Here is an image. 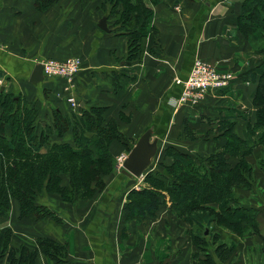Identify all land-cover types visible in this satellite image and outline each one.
Returning a JSON list of instances; mask_svg holds the SVG:
<instances>
[{"label":"crops","instance_id":"1","mask_svg":"<svg viewBox=\"0 0 264 264\" xmlns=\"http://www.w3.org/2000/svg\"><path fill=\"white\" fill-rule=\"evenodd\" d=\"M242 2L158 0L152 6L144 52L138 61L130 62L128 38L115 33L117 27L108 17L110 7H103L102 0L86 4L55 0L42 10L33 0H0V94L12 95L33 109L41 127L53 121L54 111L73 122L74 116L99 107L107 109L108 119H118L120 114L131 118V123L122 127L130 140L136 142L149 128L162 139L170 133L176 121L173 117H182L171 109L181 91L173 80L187 79L194 59L199 57L231 70L236 79L220 92L207 95L196 108L216 119L228 116L233 121L232 134L252 147L248 126L255 123L252 97L264 69V57L237 31L235 18ZM102 18L106 19L107 32L98 27ZM69 58L78 59L81 65L73 78L44 77L41 82H30L37 64ZM214 126L197 128L204 137L211 134L195 143L194 152L200 158L215 154L225 144L223 133ZM69 129L64 136L71 143ZM59 141L54 137L51 143ZM262 153L258 147L246 157L254 179L249 189L235 192L240 205L256 211L260 235L236 237L223 227L210 225L209 234L202 235L207 246L204 252L192 242L190 232L197 237L198 228L166 207H161L154 219L124 218L128 194L138 190L140 182H133L136 178L121 171L88 201L66 203L59 195L42 191L35 203L51 211V217L20 219L18 203L12 200L8 219L0 221V228L12 231L9 249L34 250L38 238L65 246L62 260L39 252L34 264H264ZM63 179L67 185V178ZM222 244L232 246L233 251L220 260L216 254ZM0 264H9L6 256L0 258Z\"/></svg>","mask_w":264,"mask_h":264},{"label":"trees","instance_id":"2","mask_svg":"<svg viewBox=\"0 0 264 264\" xmlns=\"http://www.w3.org/2000/svg\"><path fill=\"white\" fill-rule=\"evenodd\" d=\"M33 1L36 8L42 10L55 0ZM88 1L81 0L82 4ZM157 3L158 0H150L148 6L145 0H102L103 7H110L108 17L117 27L115 33L128 38L127 60L130 62L138 61L144 52L152 6ZM235 23L238 33L246 41L256 43L254 47L264 43V0H243ZM257 49L264 56V47ZM259 74L252 97L255 123L248 126L253 137L252 147L232 134V119L219 117L216 129L225 139L220 151L205 159L199 158L200 162L196 164L188 160L191 159L188 154L166 149L165 154L176 163L167 168L172 177L148 173L144 178L148 188L132 190L128 194L124 218H156L162 205L167 203L163 200L165 192L170 203L168 209L198 228L197 237L190 232L198 249L205 244L202 235L210 225L223 227L236 237L260 235L256 211L240 205L234 195L235 190L249 189L254 179V170L246 157L258 147L264 154V69ZM0 109V158L6 159L0 173V221L8 219L12 200L18 203L20 219L51 217V211L35 203L42 191L57 194L66 203L88 201L103 191L102 176L111 168L109 148L114 142L125 143L115 127V120L104 122L107 109L92 107L83 111L81 117L74 116L75 129L69 118L56 111L52 124L41 127L38 122L37 127L35 112L12 95L0 94ZM120 116L123 114L118 119ZM69 128L76 148L68 142L51 143L52 138L59 139ZM232 160L235 163L232 164ZM63 175L68 176L67 185L62 183ZM11 233L8 227L0 228V258L6 256L9 264H34L39 252L55 261L62 260L66 254L64 245L44 238L36 240L34 250L9 249ZM226 248L225 244L217 248V258H223L222 251ZM229 251H233L232 246ZM205 257L210 261L209 256Z\"/></svg>","mask_w":264,"mask_h":264},{"label":"rangeland","instance_id":"3","mask_svg":"<svg viewBox=\"0 0 264 264\" xmlns=\"http://www.w3.org/2000/svg\"><path fill=\"white\" fill-rule=\"evenodd\" d=\"M147 5L149 6V2L150 0H145ZM157 5V4H156ZM240 12V9H239ZM239 12L236 14L238 16ZM241 37L242 35L239 34ZM244 40L245 38L242 37ZM248 42V41H246ZM249 43V42H248ZM250 44V43H249ZM253 44V46H252ZM256 43L251 42L250 46L253 47V49L257 52L258 55H261L258 52L257 48H263L264 47V43L259 44L257 46L254 47ZM263 56V55H261ZM264 57V56H263ZM201 61H203L204 63H206L208 66H210L211 68H213L219 75H228L229 77H231L230 82H233L236 77L234 75V73L229 70V69H221L219 68L217 65H214L210 62L204 61L201 58H197ZM176 78L173 80L174 83H176ZM222 89L216 90V91H212L210 93H208V96H212V93L215 92H220ZM181 93V91H180ZM179 95L177 96V98L174 100V103L171 104V109L174 113L179 112L181 114L182 117L178 118V117H173L176 121H174L173 126L171 125L170 127V133H167L166 137H162V139L160 137H158L159 139H161V141L158 143V151L157 154L155 156V158L152 161V166L144 173L143 177L141 179H135L138 180L140 182V186L138 187V190H142L143 188H148V185L145 183L144 178L146 177V175L149 173H151L152 175H161V174H165L168 177H172V175L169 172V166H171L172 164H176L173 159L171 157H169L167 154H165V150L168 148H171L173 150H178L184 154H188L191 159V162H195L196 164L200 162L199 158L201 156L196 155L195 154V143L196 141H202V139L205 138H209L211 136V134L207 133L206 137L205 133L198 134L197 132V128H201V125H204V127H212V125H215L214 128L216 127V124L218 122V118H214V115L208 116L205 115V113H203V111L201 112L198 108L199 105L196 106H189V105H183V104H179ZM206 95V96H207ZM205 96V97H206ZM205 97L203 100H205ZM202 100V101H203ZM201 101V102H202ZM252 105H253V99H252ZM198 109V110H197ZM31 111H33V109H30ZM106 115V114H105ZM104 115V116H105ZM178 118V119H176ZM105 118L104 122L108 123L109 121H114L116 124V129L117 131L121 134L122 138H123V142H125V148H122L121 150V142H114L111 147L109 148L110 154H111V160H110V164H111V168L110 170L106 173L103 174L102 178H104V182H105V187L103 189V191L106 189V187L108 186V182H110L112 180V178L117 175L116 173H118L119 171L122 170L121 165H122V161L123 159L127 156L129 150L134 146L135 144V140H130L129 137H127L125 135V133L122 131V127L125 126V124H130L131 123V118H123L120 116L119 119H115V118H111L108 119ZM80 121V119L78 120ZM182 121V122H181ZM50 123L52 124V122L50 121ZM48 123V124H50ZM214 123V124H213ZM36 124V122H35ZM74 124V129L77 128L76 124L77 122H73ZM39 123L36 124V126L38 127ZM105 125V124H103ZM71 127V126H70ZM70 130V129H69ZM65 134V133H64ZM73 134V132H72ZM89 135V134H87ZM186 136H189V138H186ZM66 136H62L60 137V142L59 143H67V140L65 139ZM72 142L69 143L72 147H77V144L74 142V137H71ZM163 140V141H162ZM225 140V139H224ZM120 141V140H118ZM129 147V149H128ZM168 149V150H171ZM122 157V158H121ZM201 159H205V156L203 155ZM6 161L5 158H0V173L2 171L1 167H2V163ZM64 178H67V175H63ZM171 179V178H170ZM137 183V182H136ZM237 190L234 191V195L235 192ZM163 196L166 197V193H163ZM165 197H163V200L166 201V204H163L162 207H166L169 208L170 203L167 201L168 198L165 200ZM209 230V229H208ZM206 245L202 244L200 251L204 252L206 251ZM228 249V251H227ZM230 253L229 251V246H227L225 251H222V255H228Z\"/></svg>","mask_w":264,"mask_h":264},{"label":"built area","instance_id":"4","mask_svg":"<svg viewBox=\"0 0 264 264\" xmlns=\"http://www.w3.org/2000/svg\"><path fill=\"white\" fill-rule=\"evenodd\" d=\"M41 65L44 77L61 79L73 78L81 67L80 61L74 58H69L62 62L49 59L42 62ZM230 79L231 77L228 75H219L213 68L196 58L193 61L187 79L176 80L175 84L181 87L180 100L178 102L183 105L196 106L208 93L225 88L229 84ZM68 101L72 106H75L72 99Z\"/></svg>","mask_w":264,"mask_h":264},{"label":"water","instance_id":"5","mask_svg":"<svg viewBox=\"0 0 264 264\" xmlns=\"http://www.w3.org/2000/svg\"><path fill=\"white\" fill-rule=\"evenodd\" d=\"M98 27L104 32L108 31L105 18L99 21ZM29 79L32 83H38L44 79L41 64L34 67ZM156 133L154 128L147 129L129 150L121 165V173L124 176L141 179L152 166V161L158 151V136ZM203 234L204 236L208 234L207 228H205Z\"/></svg>","mask_w":264,"mask_h":264}]
</instances>
